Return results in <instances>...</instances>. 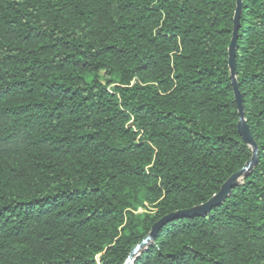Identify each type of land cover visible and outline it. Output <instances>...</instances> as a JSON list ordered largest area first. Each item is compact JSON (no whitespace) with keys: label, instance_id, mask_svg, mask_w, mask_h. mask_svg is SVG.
<instances>
[{"label":"trees","instance_id":"trees-1","mask_svg":"<svg viewBox=\"0 0 264 264\" xmlns=\"http://www.w3.org/2000/svg\"><path fill=\"white\" fill-rule=\"evenodd\" d=\"M236 0H0V264H124L252 155L228 66ZM235 78L256 162L131 264H264V0Z\"/></svg>","mask_w":264,"mask_h":264},{"label":"water","instance_id":"water-1","mask_svg":"<svg viewBox=\"0 0 264 264\" xmlns=\"http://www.w3.org/2000/svg\"><path fill=\"white\" fill-rule=\"evenodd\" d=\"M240 13H241V0H236V9L234 14V28H233L232 38L228 47V66L230 69L231 84L234 92L235 102L237 105L238 115H239V120L237 124L238 132L245 141V143H247L251 147L252 155L250 159L244 164V166L236 173L232 174L222 184L219 191L215 193L206 202L191 209L182 210L176 213L169 214L158 220L152 226L150 233L131 249L128 257L125 259L124 264H131L132 261L134 260V255L137 254L143 246H145L149 241H151L155 237L156 230L160 228L168 220L182 215L184 216L202 215L208 212L212 207L219 205L222 201H224L228 197L231 189L234 188L240 182L241 179L248 176L249 172L251 171L252 167L256 162L257 146L250 134L249 127L246 121L244 120L242 96L238 90V86L235 78V66H236L235 47H236L237 33L240 29V25H239Z\"/></svg>","mask_w":264,"mask_h":264}]
</instances>
